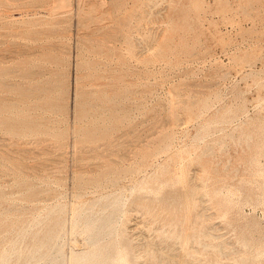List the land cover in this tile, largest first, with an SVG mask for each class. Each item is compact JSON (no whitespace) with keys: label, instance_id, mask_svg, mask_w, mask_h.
Instances as JSON below:
<instances>
[{"label":"rangeland","instance_id":"1","mask_svg":"<svg viewBox=\"0 0 264 264\" xmlns=\"http://www.w3.org/2000/svg\"><path fill=\"white\" fill-rule=\"evenodd\" d=\"M8 1L9 4H12L10 2L15 4L14 0ZM39 1L41 0H29L27 3L34 9L33 5ZM42 1H47L44 3L47 8L55 5L54 0ZM18 2L15 5L18 4L19 7L24 1L18 0ZM70 3L71 6L68 8L70 10L67 12L69 15L66 13L69 18L65 13L63 17L61 13L49 19L56 27L59 25L58 22H64H61L58 28L53 27V30L56 29L54 31L46 30L52 35L56 34L43 40V47L46 48L39 50L40 56L28 57L31 58L28 60L35 59L39 74L42 75L46 71L43 76H39L40 79L36 76L35 83L28 80L21 82L18 78L28 61L25 60L27 57L12 54L13 50H17L27 42L21 32H16L20 26L12 32L8 29H0V33L2 32L0 42L4 43L0 44V48L6 46L5 51L2 50L0 55H4L5 60L11 59V61L4 60L3 64L0 63V67L6 64L5 68L12 72L6 77L8 84L10 82L14 84L15 80L20 81L18 85L12 86L11 83L4 89L0 88L4 91L3 93L0 91V97L3 94L2 97H6L8 101L7 108L0 106L4 109L3 112L0 111V145L4 146V148L0 147V157L5 156V159L0 158V210L3 209L4 212L10 210L4 214L0 211V225H2L0 247L4 249L8 246L7 241L11 240L9 237L14 236L18 231L17 228L20 229V223L24 222L23 218L24 227H27L33 217H43L48 208L61 205L64 207L63 248L67 261L72 241L76 239L75 247L78 249L82 247L80 235L71 234V207L74 205L86 207L101 195H111L109 199L121 195L125 202L124 209H128V212L121 218L119 228L124 231L126 239L134 247L136 246L134 250L140 262L144 260L142 248L144 250L147 243V246L152 245L151 248L154 250L160 247L159 249L164 250L163 253H168L169 256L184 255L182 243L173 235L181 227L192 225L186 220L190 214L186 209L188 210L187 201L191 197L189 187L193 178L192 183L195 185L192 186L197 188L205 186V190H197L198 194L201 192V196L203 194L204 196L203 198L200 195L196 196L197 200L200 197L201 202L198 201L197 205H200L196 206L195 213L193 212L199 214L198 218L199 216L200 219L201 216L203 218L199 219L200 222H196L198 228L196 223L193 226L197 230L205 227L216 237L212 240H204L201 236L198 241L218 243L222 248L224 247L223 250L227 255L229 253L228 259L220 258L219 254L211 249L203 252L202 246L199 247L194 242L195 244L190 246L198 249V254L195 253V264H207L215 258L227 264H234L233 260L236 259L235 257L238 258V253L236 255L234 253L241 249L238 244L241 228L250 225L253 231L248 233L249 236L264 241V204L260 201L264 192V183L262 185L260 183L264 176L257 174L264 164V0H71ZM79 9H82L85 15L80 13ZM89 14L93 15L89 16ZM91 17L96 20L92 21ZM127 17L131 18V21H128ZM80 20L83 26L79 24ZM124 25L126 28L128 25L133 28L129 26L126 29ZM63 34L66 35L65 41L61 38ZM124 34L128 35L124 39H131L126 40L133 42L131 43L133 47L130 43L127 44L128 41H124ZM80 41L81 44L78 45ZM56 47L58 50L62 49L61 52ZM127 47L131 50L127 51ZM118 48L122 51L120 49L118 51ZM10 50L11 54L10 52L4 54ZM125 50L132 56L130 54L127 57L129 54ZM59 56H62L64 61H57ZM124 59L130 61L127 60L128 65ZM75 78L81 79L78 88L81 84L80 89L83 91L90 89L87 88L88 86L92 87L94 94L80 93L82 97L78 95V98L75 91L78 80ZM37 79L41 83L38 85L42 91L37 85ZM31 84H36L37 90L39 91L40 88L39 92L42 93L38 92L40 95L36 97H26V100L24 97L21 98L19 91L28 88ZM20 85L28 87L20 89L22 87ZM46 85L51 89L49 93L52 94L48 93L51 97L43 92ZM53 88L55 92H52ZM101 91L107 94L103 95ZM62 94L64 97H61ZM56 95H60L59 98L62 99ZM92 95L98 98L95 99ZM83 97L89 99V102ZM107 97L110 100L104 101ZM58 103L61 107L57 105ZM81 103L84 105L85 113L95 105V109L91 108L94 110L90 109L92 117L88 115L89 113L86 114L87 116L82 113L83 110L80 112L81 108L84 109ZM174 109L175 115L171 113ZM77 111L83 118H80ZM169 112L174 118L177 117L176 121L173 120V116L169 117ZM23 115L27 117L26 120L31 121L34 130L27 128L18 132L10 130L11 128L4 124V121L8 120L21 121ZM78 127L82 130L77 131ZM88 128H94V132ZM74 131H77V136ZM17 132L23 133L20 135ZM86 134L92 137L87 138ZM111 142L114 147L119 146L113 148L114 151L110 149ZM80 147H83L81 150L86 153L78 151ZM89 147L92 149L90 150ZM85 148L87 151L84 150ZM74 151L75 154L79 152L78 155L81 157H76ZM84 153L87 155H83ZM98 153L101 154L100 157ZM109 165L111 169L115 168V172L113 170L110 172ZM105 166L110 176L106 173ZM213 168H216L215 171ZM102 169L105 170L106 175ZM117 170H121L122 173ZM100 171L104 174L99 173ZM100 174L105 177H100ZM155 175L159 177V181ZM85 179L87 182H84ZM92 179L95 183H92L94 182ZM207 179L212 181L206 182ZM242 180L246 183H242L244 182ZM113 182L114 184H111ZM240 184L243 185L244 190L240 191ZM133 186L135 189L131 191ZM148 187H151L153 192H149ZM28 189H31L30 196L34 194L33 198H27L26 194L30 193ZM32 190L37 193L35 191L36 194L32 193ZM246 192L251 193V200L248 199ZM140 199H147L146 203L150 206L152 204L150 217L146 216L148 215L146 211L142 212L135 206V201ZM224 201L230 204L225 216H223L224 209L218 205ZM35 208L38 209L37 213ZM176 208H178L177 212ZM39 211L42 213L40 214ZM151 217L155 223H152ZM174 217L182 220L183 224L182 222L177 224L180 228L174 224L176 219ZM3 218L6 221L1 220ZM167 218L171 220L168 221ZM12 220H15V223L19 221L16 223L17 226ZM6 222L10 224L7 226V232L6 226H3ZM10 226H13L14 231L12 228L10 230ZM37 227L39 228L33 226L31 232H36ZM17 233L15 236L18 235ZM13 236L12 239L16 238ZM25 238L26 241L24 240L22 246L30 245L31 237ZM143 243L145 244L142 245ZM154 244L158 247L154 248ZM160 259L161 257L152 258L146 264L174 263H160L158 261ZM14 262L11 261L10 264Z\"/></svg>","mask_w":264,"mask_h":264},{"label":"bare ground","instance_id":"2","mask_svg":"<svg viewBox=\"0 0 264 264\" xmlns=\"http://www.w3.org/2000/svg\"><path fill=\"white\" fill-rule=\"evenodd\" d=\"M15 1V4H16V2H18V0H14ZM20 1V0H19ZM24 2L22 3V4H19V7L17 6V5H15V4H13V2H10V3H12V4H9V1L8 0H0V29H8L9 31H13V29H15V28H17V27H19L20 29L18 30V31H16V32H21V34L23 35V36H25L24 38L25 39H27V42L24 44V45H21V47H19L17 50H13L12 51V54L13 53H15L16 55H19V57H27V58H25V60H28V59H31V58H28V57H31V56H40V54H39V50L41 49H44V47L46 48V46H44L43 47V40H45V39H49V37H51V36H53V35H55L56 33H53V35L52 34H50L48 31H52L53 30V27H56V26H54L55 25V23H52L51 21H49V19L51 18L52 19V16L53 15H56V14H63V13H65V15H67L68 13V11L70 10H68V8L71 6V0H54L55 2H54V6L51 8H47V5L45 4L44 5V3L46 2L47 3V1H39V2H37V4H35V2H34V4L35 5H33V6H35V8L33 9L32 8V6L30 7V5L27 3L29 0H23ZM19 3V2H18ZM30 3V2H29ZM31 4V3H30ZM17 8V9H16ZM32 8V9H31ZM82 8V7H81ZM92 8V7H91ZM14 10H16V12H17V10H18V12L15 14L14 13ZM35 10V11H34ZM72 10V9H71ZM79 10H81L82 11V9H79ZM80 11V13H82V14H84L85 15V12L84 11H82L81 12ZM91 11H93V10H91ZM72 12H73V10H72ZM71 12V13H72ZM67 13V14H66ZM89 13V12H88ZM91 13V12H90ZM75 14V13H74ZM57 15V16H58ZM69 15V14H68ZM68 15L66 16V17H68ZM72 14H70V16H71ZM83 15V16H84ZM91 15H93V14H91ZM90 14H89V16H91ZM118 16V15H117ZM60 17V16H59ZM61 17H62V15H61ZM63 17H65L64 16V14H63ZM120 17V16H119ZM130 17V16H129ZM69 18V17H68ZM92 19V21H95L96 19L95 18H97L96 16H95V18H93V17H91ZM113 18V17H112ZM128 18V17H127ZM79 19V18H78ZM95 19V20H94ZM98 19V18H97ZM114 19H115V17H114ZM131 19V18H130ZM129 18H128V21H131ZM81 20H83V18H81ZM79 21V24L80 25H84L83 23H82V21ZM99 20V19H98ZM119 20V19H118ZM117 20V21H118ZM127 20V19H126ZM116 21V20H115ZM61 22H64V21H61ZM61 22H58L59 23V25H61ZM77 22V21H76ZM58 23H57V25H58ZM127 23V22H126ZM19 24V25H18ZM65 24H67V23H65ZM70 23H68V25H69ZM76 24V23H75ZM78 24V25H79ZM122 24V23H121ZM129 24V23H128ZM58 25V26H59ZM77 25V26H78ZM58 26L56 27V28H58ZM129 26H131V25H128V27L127 28H129ZM124 28H126L125 27V25L123 26ZM122 27V28H123ZM132 28H133V26H131ZM123 28V29H124ZM126 28V29H127ZM132 28H131V30H132ZM119 29V28H118ZM46 30H48V31H46ZM54 30H56V29H54ZM53 30V31H54ZM120 30H122L121 28H120ZM119 30V31H120ZM130 29H128V31H129ZM131 30H130V32H131ZM123 31V30H122ZM10 32V33H11ZM8 33V32H7ZM15 33V32H14ZM118 33H121V32H118ZM126 33V32H125ZM127 33H129V32H127ZM0 34H2V32L0 33ZM4 34H6L5 32H4ZM20 34V33H19ZM121 34H123V33H121ZM130 34V33H129ZM131 34H132V32H131ZM11 34H8V36H10ZM120 35V34H119ZM125 36H123V39H124V37H126V36H128L127 34H124ZM2 36V35H1ZM58 36V35H57ZM64 36H66V35H64L63 34V37L61 36V38H63L62 40H64L65 41V39H64ZM69 35L67 34V37H68ZM120 37V36H119ZM122 37V36H121ZM2 38V37H1ZM4 38V37H3ZM131 38V37H130ZM79 39V38H78ZM116 39H118V37L116 38ZM126 39H128V40H131V39H129V38H126ZM126 39H124V41L126 40ZM69 40H70V38H69ZM128 40H126V42L128 41ZM2 41V40H1ZM63 41V42H64ZM45 42V41H44ZM78 42V41H77ZM62 43V42H61ZM130 43V45L132 46L133 44H131V43H133V42H131V41H128V43L127 44H129ZM0 44L2 45V44H4V43H1L0 42ZM14 44V43H13ZM81 44V41L79 42V44L78 45H80ZM4 46V45H3ZM129 46V45H128ZM131 46H130V48H131ZM5 47V48H4ZM2 49L0 48V53H2L3 51L2 50H4L5 51V49H6V46H4ZM49 47V46H48ZM52 47V46H51ZM50 47V49H52ZM63 47H65V46H63ZM133 47V46H132ZM60 48H61V45H60ZM128 48V47H127ZM126 48V49H127ZM55 49V48H54ZM56 49L58 50V48L56 47ZM114 48L112 47V50H113ZM119 49L120 48H118V51H119ZM131 49H133V48H131ZM131 49H129L128 48V50L127 51H130ZM150 49V48H149ZM61 50L62 49H60V50H58L59 52H61ZM121 50V49H120ZM148 50V49H147ZM146 50V51H147ZM122 51V50H121ZM120 51V52H121ZM8 52H10L9 54H11V50L10 51H7V52H5L4 54H7ZM42 52V51H41ZM125 52H126V50H125ZM62 53H63V51H62ZM126 53H128V52H126ZM125 53V54H126ZM159 53V52H158ZM39 54V55H38ZM41 54H43V53H41ZM129 54V53H128ZM127 54V55H128ZM131 54V53H130ZM130 54L127 56V57H129L130 56ZM64 56H65V54H64ZM131 56H132V54H131ZM56 57H57V55H56ZM59 57H61L62 58V56H59ZM59 57L56 59L55 58V61L57 60V61H60V60H63V58L62 59H59ZM122 57H124V56H122ZM127 57H125V58H127ZM37 58H40V57H37ZM119 58V57H118ZM18 59V58H17ZM33 59V58H32ZM5 60V56L4 55H0V63L1 64H3V61ZM13 60V59H12ZM114 60V59H113ZM127 60L128 59H124V61L127 63ZM5 61H11V59L9 58V59H6ZM21 62H25L24 60L22 61V60H20ZM36 61H37V59H36ZM64 61V60H63ZM114 61H116V60H114ZM129 61V60H128ZM77 62H78V60H77ZM130 62V61H129ZM125 63V64H126ZM79 64V63H78ZM8 65V64H7ZM25 65H27V66H25V67H23L22 68V71H21V74L19 75V80L22 82L23 80L25 81V80H28V82L29 81H35V78H36V76H38L37 78H41V77H39L40 75H41V73L39 74V71L37 70L38 68H37V66H38V64L35 62V59L34 60H28L26 63H25ZM127 65H128V63H127ZM5 66H6V64H5ZM5 66L4 67H0V88L2 87L3 89H4V87L7 85V86H10V84L12 85V86H14V85H18L19 83H20V81L19 80H15V82H14V84H13V82H10V84H8L7 82H6V77H8V75L10 74V72L11 71H9L7 68H5ZM78 66V65H77ZM130 66H131V64H130ZM7 67V66H6ZM79 67V66H78ZM77 67V68H78ZM9 68V67H8ZM30 68H32V69H30ZM127 68V67H126ZM129 70V69H128ZM41 71H42V69H41ZM13 72H15V71H13ZM17 72V71H16ZM127 72V71H126ZM12 73V72H11ZM46 73V71L45 72H43L42 73V75L41 76H43V74H45ZM76 74V73H75ZM18 76V75H17ZM77 77V76H76ZM75 79H77V78H75ZM38 80V79H37ZM78 80V79H77ZM77 80H75V81H77ZM79 80H81V79H79ZM79 80L77 81V85H76V87L77 86H79L80 84H79ZM8 81V80H7ZM39 81V80H38ZM38 81H36L37 82V85H38V83L39 84H41L40 83V81L38 82ZM27 82V81H26ZM25 82V83H26ZM35 83V82H34ZM29 84V83H28ZM23 85V84H22ZM22 85H20V86H22ZM37 85L36 84H31V86H25V87H21L20 89H22V88H26V87H28V88H26V89H22L21 91H19V95H21L22 97L21 98H23L24 97V99L26 98V97H36V96H38V95H40L42 92H39L40 91V86L38 85V87H40L39 88V91L37 90L38 89V87H37ZM128 85V84H127ZM47 87H48V85H46ZM91 86H94V85H91ZM97 86H99V85H97ZM43 88L44 89V94L45 95H47L48 97L52 94H50L49 92H51V89L48 87V88ZM81 87H82V84H81ZM80 87V88H81ZM85 87V86H84ZM95 87V86H94ZM93 87V88H94ZM103 87L104 88H106L105 87V85L103 84ZM56 88V87H55ZM78 88V87H77ZM77 88H75L76 90V95L78 96L80 93H84V94H88V93H90V94H92L94 91H92L91 90V88L92 87H87V88H90V89H88V90H81L80 88H78V90H77ZM86 88V87H85ZM85 88H83V89H85ZM97 89H99V87H96ZM6 89V88H5ZM8 89V88H7ZM19 89V88H18ZM96 89V90H97ZM112 89V88H111ZM114 89V88H113ZM117 89V88H116ZM119 89H120V87H119ZM95 90V91H96ZM102 90V89H101ZM0 91H2V89L0 90ZM41 91H42V88H41ZM55 92V90H54V88H53V90H52V92ZM57 91V90H56ZM98 91V90H97ZM114 91H115V89H114ZM4 91H2V93H3ZM40 94H39V93ZM65 92V91H64ZM102 93L101 94H107V93H104L103 91H101ZM127 92V91H126ZM50 95H49V94ZM99 93H100V90H99ZM115 93V92H114ZM1 94V93H0ZM43 94V95H44ZM94 94V93H93ZM95 94H97L96 92H95ZM44 95V96H45ZM75 95V94H74ZM2 96H3V94H2ZM0 97V106H4L5 108H7L8 107V101H7V98L6 97ZM53 96V95H52ZM58 98H59V96L60 95H56ZM63 96V94L61 95V97ZM80 96V98L82 97L81 95H79ZM79 96H78V98H79ZM91 96V95H90ZM90 96H88V97H90ZM92 96H94V95H92ZM107 96V95H106ZM108 96H109V94H108ZM112 96H114V95H112ZM112 96H110L109 98L111 99V97ZM51 97V96H50ZM60 97V98H61ZM64 97V96H63ZM74 97H76V96H74ZM95 97V96H94ZM103 97V96H102ZM41 98V97H40ZM59 98V99H60ZM83 98H85L86 99V101H88L89 102V99L87 100V98L86 97H83ZM91 98V97H90ZM98 97H95V99H97ZM104 98V97H103ZM108 97L107 98H105V100L104 101H108V100H110ZM27 99V98H26ZM25 99V100H26ZM36 99V98H35ZM34 99V100H35ZM54 100H55V97L53 98ZM62 99V98H61ZM73 99H75L76 100V98H73ZM107 99V100H106ZM29 100V99H28ZM31 100H33V98L31 99ZM78 100V99H77ZM76 100V101H77ZM56 101V100H55ZM58 101H60V100H58ZM29 102V101H28ZM28 102H26V103H28ZM60 102H62V101H60ZM79 103L81 102L80 100L78 101ZM85 102V101H84ZM22 103V102H21ZM63 103V102H62ZM87 103V102H86ZM174 103V102H173ZM176 103V102H175ZM76 104V103H75ZM82 104V103H81ZM85 104V103H84ZM88 104V103H87ZM27 105V104H26ZM57 105H59V103L57 104ZM76 105H79V104H76ZM83 105V104H82ZM86 105V104H85ZM30 106V105H29ZM56 106V105H55ZM60 106V105H59ZM91 106V105H90ZM93 107L95 106V105H92ZM97 106V105H96ZM61 107V106H60ZM89 107V106H88ZM93 107H91V108H93ZM30 108V107H29ZM57 108V107H56ZM65 108V107H64ZM78 108H79V106H78ZM83 108H84V105H83ZM90 108V109H91ZM89 109V108H88ZM89 109V112H87V113H85L84 111H85V108L84 109H82L81 108V110H80V112L83 110V112L82 113H84L85 115L86 114H88L90 117H92L91 115H92V113H91V115H90V111L91 110H94L95 109V107H94V109H91L90 110ZM2 110V111H1ZM3 110L4 109H1V107H0V111L1 112H3ZM49 110V109H48ZM179 110V109H178ZM185 110V109H184ZM6 111V110H5ZM16 111V110H15ZM88 111V110H87ZM108 111V110H107ZM118 111V110H117ZM173 111H176L175 109L174 110H172L171 111V113H173V115H175L176 113L175 112H173ZM78 113H79V111H77ZM92 112V111H91ZM110 112V111H109ZM43 113V112H42ZM76 113V112H75ZM74 113V114H75ZM81 113V114H82ZM170 113V112H169ZM171 113H170V115H169V117H172L173 115H171ZM83 114V115H84ZM34 115V114H33ZM32 114H31V116H33ZM79 115H80V113H79ZM85 115H84V117H85ZM28 116V115H27ZM34 116H37V115H34ZM87 116V115H86ZM88 116V117H89ZM94 116V115H93ZM177 116H179L178 114H177ZM83 118V116H81L80 115V118ZM26 116L25 115H23V119L21 120V121H10V120H8V121H4V124L6 125V126H8L9 128H11L10 130H16V131H21V130H23V129H27V128H29V129H32V130H34V127H33V125L31 124V121H28L29 119H27L26 120ZM28 118H29V116H28ZM33 118V117H32ZM36 118H38V117H36ZM110 118H112V117H110ZM173 118H174V116H173ZM172 118V119H173ZM179 118V117H178ZM35 119V118H34ZM34 119H33V121H34ZM85 119V118H84ZM172 119H170V120H172ZM175 119H177V117L176 118H174L173 120H175ZM31 120V119H30ZM37 120V119H36ZM78 120H80L79 119V117H78ZM111 120V119H110ZM180 120V119H179ZM76 121V120H75ZM106 121V120H105ZM176 121V120H175ZM178 121V120H177ZM75 123H77V121L75 122ZM174 123V122H173ZM172 123V124H173ZM179 123V122H178ZM175 125L177 124V122H175L174 123ZM184 124V123H183ZM36 125V124H35ZM41 125V124H40ZM81 125V124H80ZM84 125V124H83ZM82 125V126H83ZM5 126V127H6ZM8 127H6V128H8ZM77 127V126H76ZM87 127V126H86ZM90 127V126H89ZM91 127H93V126H91ZM37 128V127H36ZM84 128V127H83ZM96 128H97V126H96ZM99 128V127H98ZM235 128V127H234ZM41 129L42 128H40V131H41ZM73 129V128H72ZM75 129V128H74ZM77 129V128H76ZM86 129V128H85ZM89 129V128H88ZM92 129V128H91ZM91 129H89V130H91ZM94 129V128H93ZM92 129V131L94 132V130ZM100 129V128H99ZM99 129H97V130H99ZM104 129V128H103ZM37 130H38V128H37ZM36 129H35V131L34 132H36L37 131ZM82 130V128H79L78 127V129H77V131H81ZM109 130V129H108ZM9 131V130H8ZM14 131H11V132H13L14 133ZM39 131V132H40ZM77 131H74V132H76L75 133V135L77 136ZM95 131H96V129H95ZM104 131H105V129H104ZM17 132V133H18ZM38 132V133H39ZM54 133H55V131H53ZM91 132V131H90ZM107 132V131H106ZM21 134L23 133V132H20ZM20 133H18V134H20ZM26 133V132H25ZM25 133H24V136H25ZM50 133V132H49ZM73 133V132H72ZM82 133V132H81ZM87 133V132H86ZM20 134V135H21ZM32 134H34V133H32ZM51 134V133H50ZM91 134V133H90ZM97 135V134H96ZM74 136V135H73ZM82 136H83V134H82ZM86 136H87V134H86ZM86 136H84V137H86ZM88 136H91V135H89L88 134ZM87 136V138H89ZM92 137V136H91ZM93 137H94V134H93ZM21 138V137H20ZM26 138V137H25ZM86 138V139H87ZM2 139V138H1ZM75 139V138H74ZM249 139V138H248ZM4 140V139H3ZM77 140V139H76ZM83 140V139H82ZM92 143V142H91ZM112 143V142H111ZM120 143V142H119ZM123 143V142H122ZM126 143V142H125ZM124 143V144H125ZM116 144V143H115ZM121 144V143H120ZM129 144H130V140H129ZM128 144V145H129ZM165 144V143H164ZM238 144H240V143H238ZM12 145H14V144H12ZM123 145V144H122ZM2 145H0V147H1ZM82 146V145H81ZM104 146V145H103ZM111 146V145H110ZM109 146V147H110ZM118 145H115V147L113 146V143H112V148H110V149H112L113 150V148L115 149L116 147H117ZM124 146V145H123ZM3 148H4V146H2ZM85 147V146H84ZM108 147V146H107ZM106 147V148H107ZM119 147V146H118ZM117 147V148H118ZM121 147L122 146H120V149H121ZM225 147V146H224ZM98 148V147H97ZM96 148V149H97ZM100 148V147H99ZM158 148V147H157ZM78 149V148H77ZM81 149H83V147L81 148L80 147V149L78 150V151H80ZM89 149H90V147H89ZM91 149H92V147H91ZM90 149V150H91ZM95 149V150H96ZM156 149V148H155ZM160 149V148H159ZM158 149V150H159ZM169 149V148H168ZM84 150H86V148L84 149ZM90 150H88V151H90ZM95 150H94V153H96L95 152ZM112 150H110V151H112ZM161 150V149H160ZM7 151V150H6ZM87 151V150H86ZM114 151V150H113ZM116 151V150H115ZM178 151H180V150H178ZM82 152H85V151H83V150H81V153ZM93 152V151H92ZM91 152V153H92ZM186 152H189V151H186ZM185 152V153H186ZM2 153V152H1ZM79 153V152H78ZM78 153H76L75 154V151H74V154H75V156L76 157H78V156H80V155H78ZM86 153V152H85ZM83 154V155H87V154ZM90 153V152H89ZM113 153H115V152H113ZM158 153V152H157ZM203 153V152H202ZM80 154V153H79ZM99 154V153H98ZM111 154H112V152H111ZM156 154V153H155ZM3 155V154H2ZM82 155V154H81ZM91 155V154H90ZM113 155V154H112ZM207 155H209V154H207ZM206 155V156H207ZM1 156V155H0ZM92 156V155H91ZM94 156V155H93ZM99 157L101 156V154H99L98 155ZM106 156V155H105ZM125 156V155H124ZM5 156L3 155L2 157H0V158H4ZM75 157V158H76ZM81 157V156H80ZM79 157V158H80ZM95 157H97V155L95 156ZM104 157V156H103ZM159 158V157H158ZM5 159V158H4ZM8 159V158H7ZM2 160V159H1ZM79 160H81V159H79ZM154 160V159H153ZM176 162V161H175ZM153 163V162H152ZM151 163V164H152ZM179 164V163H178ZM22 165V164H21ZM97 166V165H96ZM114 166V165H113ZM113 166H112V168H113ZM24 167H25V165H24ZM100 167V166H99ZM106 167V173H108V175H109V170L111 169V166L109 165L108 167V169H107V166H105ZM104 167V168H105ZM116 167V166H115ZM28 168V167H27ZM31 168V167H30ZM77 168V167H76ZM75 168V169H76ZM79 168V167H78ZM96 168V167H95ZM132 168V167H131ZM120 169V168H119ZM127 169V168H126ZM182 169V168H181ZM208 169V168H207ZM214 169V171H215V169L216 168H213ZM213 169H212V171H213ZM103 170V169H102ZM114 171L115 170V168H113V169H111L110 170V172L111 171ZM129 170V169H128ZM131 170V169H130ZM210 170H211V168H210ZM86 171H88V169H86ZM86 171H85V173H86ZM90 171V170H89ZM105 170H103V172H104ZM108 171V172H107ZM117 171H121V170H117ZM123 171V170H122ZM205 171H207V170H205ZM30 172V171H29ZM36 172H37V169H36ZM75 172V171H74ZM79 172H81V171H79ZM83 172V171H82ZM103 172H99V173H102V174H104ZM115 172V171H114ZM113 172V173H114ZM124 172H125V170H124ZM144 172V171H143ZM195 172V171H194ZM204 172V171H203ZM202 172V173H203ZM237 172V171H236ZM78 173V172H77ZM96 173V172H95ZM106 173L104 174V175H106ZM113 173H112V175H113ZM120 173H122V172H120ZM119 173V174H120ZM206 173V172H205ZM204 173V174H205ZM24 174V173H23ZM76 174V173H75ZM74 174V175H75ZM102 174H100V177L102 176ZM125 174V173H124ZM151 174V173H150ZM207 174V173H206ZM257 174H259V175H261V176H264V164H263V166H262V168L259 170V172L257 173ZM73 175V176H74ZM80 175V174H79ZM96 175V174H95ZM94 175V176H95ZM98 176H99V174H97ZM111 175V174H110ZM109 175V176H110ZM183 175V174H182ZM192 175V174H191ZM194 175V174H193ZM203 175V174H202ZM208 175V174H207ZM209 175H210V172H209ZM237 174L235 173V175L234 176H236ZM26 176V175H25ZM35 176V175H34ZM77 177H78V174L76 175ZM93 176V175H92ZM98 176H97V178H98ZM109 176H106V177H109ZM122 176V175H121ZM211 176V175H210ZM209 176V177H210ZM226 176H228V175H226ZM76 177V178H77ZM84 177V176H83ZM96 177V176H95ZM103 177H105V176H102V178ZM117 177H118V175H117ZM75 178V177H74ZM75 178V179H76ZM79 178H82V177H79ZM88 178V177H87ZM154 178V177H153ZM155 178H157V180H158V178L159 177H156V175H155ZM162 178H163V176H162ZM200 177H198V179H199ZM212 178V177H211ZM233 178H235V177H233ZM83 179V178H82ZM94 179V178H93ZM92 179V180H93ZM99 179V178H98ZM97 179V180H98ZM101 179V178H100ZM106 178H104V180H105ZM132 179V178H131ZM187 179V178H186ZM196 179V178H195ZM231 179V178H230ZM37 180V179H36ZM79 180V179H78ZM149 180H150V177H149ZM161 180V179H160ZM192 180H193V178H192ZM191 180V187H189V189L191 188V197L190 198H188V201H187V205H188V210L186 209V211H188L190 214H189V216H188V218L186 219L187 220V222L190 224V223H192V225H188L187 227H179V226H177V224H179L180 222H182V220L181 219H177V217H174V218H176L175 219V225L177 226V227H179L178 229V231L177 232H175L174 233V238H176L177 240H179L181 243H182V246H183V248H184V251H182V252H184V255H174V256H169L168 255V253L167 254H164L163 253V251H162V249L160 250L159 248V251H157L158 249H156V250H154V249H152L151 247H152V245L151 246H147L148 245V243H147V245H145L144 246V250H143V248H142V251H143V254H142V257L144 258V260H142L141 262H140V260H139V256L136 254V252H135V250H134V248H136V246L134 247V245H132L131 244V242L128 240V239H126V237H125V234H124V231H121L120 230V228H119V222H120V220H121V218L128 212L127 210H125L124 208H125V202H124V200L122 199V196L121 195H115V196H113L111 199H109L110 198V196L111 195H101V194H103V193H101V194H99V195H101V196H99L95 201H93L92 203H90L88 206H86L85 207V205H84V207L82 206V207H80V206H76V205H74L73 207H71L72 209V212H71V210H70V214H71V216H70V219H71V226H70V230H71V234H79L80 235V237H81V239H82V247H80L79 249L77 248V247H75V245L77 244V240L75 239V241L73 242L72 241V243H71V248H70V252H69V255H68V260L66 261V257L64 256L65 254H64V248H63V239H64V235H65V226H64V222H63V211H64V207L63 206H61V205H54L53 207H50V208H48L47 209V211H46V213L44 214V216L43 217H39V216H35V217H33V219L32 220H29V221H31L30 222V224L27 226V227H24V224H25V219L23 218V220H24V224L23 223H20L21 225H22V227H20L21 225H19V228L20 229H18L17 228V230L19 231H17V232H15V234H14V236L16 235V233L18 234L17 236H15L16 238H14V236H13V238L14 239H12L11 237H9L11 240H8L9 241V243H8V241H7V245H6V242H4L5 243V246H7L6 248L4 247V249H2V247H0V249H1V251H0V264H10V262L11 261H15L14 262V264H146L147 263V261H150L152 258L153 259H159V257H161V259L160 260H158V261H160V263H168V262H174L175 264H195V260H196V257H195V253H197L198 252V249L197 248H193V247H191L190 245H192L194 242H196L197 243V246H199V245H201L202 246V251L204 250H209V249H211V251H213L214 253H217V254H219V256H220V258H222V257H224V258H226V259H228L227 258V256L229 255V253H228V255L224 252V247L222 248L221 247V245L219 244L218 245V243L217 244H214V243H204V242H200V241H198L199 240V237H201L202 236V238L204 239V240H208V239H211L212 240V238H216L215 236H213L212 235V232L210 233V231H208L205 227V229L203 228V229H201V230H197V228L199 227V226H197L198 224V222H200L199 221V219H200V216H199V218L197 217L199 214H193V212L195 211V209L197 208L196 206H199V205H197L198 204V201L200 200V197L201 198H203V196H204V194H203V196H201L202 195V193L200 192V194H198V191H201V189H203V190H205V186L202 188L201 186L199 187L198 185V188L195 186H192L193 184L195 185V183H192L193 181ZM200 180L201 181H203L201 178H200ZM208 180H210V179H207V181L206 182H208ZM233 180V179H232ZM239 181H240V179H238ZM249 180V179H248ZM26 181V180H25ZM46 181V180H45ZM76 181V180H75ZM82 181V180H81ZM86 181V179L84 180V182ZM94 182H92V183H95V180H93ZM100 181V180H99ZM101 181H103V179L101 180ZM106 181V180H105ZM111 181V180H110ZM114 181V180H113ZM145 181V180H144ZM148 181V180H147ZM151 181V180H150ZM159 181V180H158ZM162 181V180H161ZM160 181V182H161ZM210 181H212V180H210ZM242 181H244V180H242ZM263 181H264V179H263ZM261 182L260 183V185H262L264 182ZM23 182V181H22ZM77 182H79V181H77ZM87 182V181H86ZM98 182V181H97ZM108 181H106V183H107ZM152 183H153V181H151ZM197 182V181H196ZM206 182H203L204 184L206 183ZM241 182V181H240ZM248 182V181H247ZM52 183V182H51ZM89 183V182H88ZM146 183V182H145ZM157 183H159V182H157ZM189 183V184H190ZM242 183H246V181H244V182H242ZM41 185H43V183H40ZM57 184V183H56ZM78 184H80V183H78ZM84 184H86V183H84ZM111 184H114V182L113 183H111ZM111 184H108V185H111ZM184 184V183H183ZM188 184V185H189ZM211 184H212V182H211ZM237 184H239L238 183V181H237ZM46 185V184H45ZM74 185V184H73ZM91 185V184H90ZM148 185V184H147ZM147 185H146V187H147ZM150 185V184H149ZM203 185V184H202ZM246 184H244V186H245ZM248 185V184H247ZM27 186H28V183H27ZM32 186V185H31ZM30 186V187H31ZM40 186V185H39ZM48 186V185H47ZM50 186V185H49ZM82 186H83V183H82ZM92 186V185H91ZM94 186H96V185H94ZM151 186V185H150ZM153 186H154V183H153ZM190 186V185H189ZM239 186V185H238ZM22 187V186H21ZM33 187V186H32ZM32 187H31V189H32ZM75 187L77 188V186H76V183H75ZM81 186H79V188H80ZM86 187V186H85ZM145 187V186H144ZM143 187V188H144ZM145 187V188H146ZM237 187V186H236ZM240 191L241 190H244V187H243V185H241L240 184ZM28 188V187H27ZM27 188H26V190H27ZM35 188V187H34ZM44 188V187H43ZM92 188V187H91ZM106 188H107V186H106ZM105 188V189H106ZM149 188V192L150 191H152V188L151 187H148ZM238 188V187H237ZM246 188V187H245ZM30 189V190H31ZM96 189V188H95ZM135 189V187L133 186V187H131V191H133ZM189 189H187L188 191H189ZM200 189V190H199ZM26 190H25V192H26ZM29 190V189H28ZM30 190H29V192H30ZM36 190V189H35ZM34 190V191H35ZM58 190H59V188H58ZM78 191L80 190V189H77ZM76 190V191H77ZM100 190V189H99ZM101 190H102V187H101ZM185 190V189H184ZM198 190V191H197ZM246 190V189H245ZM33 191V190H32ZM32 192V193H35V192ZM76 191H75V193H76ZM95 192H98V191H96V190H94ZM103 191V190H102ZM109 191H111V190H109ZM116 191V190H115ZM187 191V192H188ZM251 191V190H250ZM249 191V192H250ZM21 192V191H20ZM24 192V193H25ZM28 192V191H27ZM104 192V191H103ZM153 192V191H152ZM19 193V192H18ZM22 193V192H21ZM23 193V194H24ZM37 193V192H36ZM35 193V194H36ZM100 193V192H99ZM204 193V192H203ZM242 193V192H241ZM243 193H244V191H243ZM11 194V193H10ZM14 194V193H13ZM29 194H31V192L30 193H28V194H26V195H28V199L30 198V197H32L33 198V195L34 194H32L31 196L29 195ZM188 195H189V193H187ZM251 194V193H250ZM250 194H248L247 192H246V195H247V197H248V199H250L251 197H250ZM25 195V194H24ZM198 195H200V197H199V200H197V197H198ZM15 196V195H14ZM37 196H39V195H37ZM77 196V195H76ZM197 196V197H196ZM93 197V196H92ZM189 197V196H188ZM36 198V197H35ZM125 198V197H124ZM77 199V198H76ZM185 199V198H184ZM212 199V198H211ZM37 199H35V201H36ZM73 200V199H72ZM145 200H147V199H145ZM144 199H140V200H138L137 202L135 201V206L136 207H138L139 209H141L142 210V212H143V210L144 211H146V213L149 215L150 213H151V210H152V204H151V206L148 204V203H146V201H145ZM251 200V199H250ZM54 201V200H53ZM56 201H57V199H56ZM76 201V200H75ZM163 201V200H162ZM210 201V200H209ZM260 201H261V203L262 204H264V192L262 193V195H261V197H260ZM31 202H32V200H31ZM30 202V203H31ZM170 202V201H169ZM173 202V201H172ZM199 202H201V200L199 201ZM250 202V201H249ZM86 203V202H85ZM180 203V202H179ZM202 204H203V201H202ZM201 204V205H202ZM49 205V204H48ZM71 205H73V203L71 204ZM79 205V204H78ZM169 205V204H168ZM173 205V204H172ZM204 205V204H203ZM202 205V206H203ZM218 205L221 207V208H223L224 209V211H223V216H225L226 215V213L228 212V210H229V202L228 201H224V202H221V203H218ZM15 206V205H14ZM174 206V205H173ZM206 206V205H205ZM209 206V205H208ZM216 206V205H215ZM11 207V206H10ZM13 207V206H12ZM158 207V206H157ZM201 207V206H200ZM154 208V207H153ZM172 208V207H171ZM185 208H187V207H185ZM206 207H204V209H205ZM215 208V207H214ZM22 209V208H21ZM41 209V208H40ZM39 209V210H40ZM177 209L178 208H176V212H177ZM182 209H183V205H182ZM181 209V210H182ZM207 209H208V207H207ZM9 210V209H8ZM8 210H6V211H8ZM34 210H36V213H37V210L38 209H34ZM45 210V209H44ZM157 210V209H156ZM180 210V211H181ZM199 210V209H198ZM1 211V210H0ZM5 211V212H6ZM10 211V210H9ZM11 211H12V209H11ZM14 211V210H13ZM23 211V210H22ZM43 211V210H42ZM184 211V210H183ZM182 211V212H183ZM200 211V210H199ZM202 211V210H201ZM208 210H206V212H207ZM3 212V214L5 213L4 211H3V209H2V211H1V213ZM40 212V211H39ZM130 212V211H129ZM173 212V211H172ZM202 212H205V211H202ZM0 213V214H1ZM8 213H10V212H8ZM33 213H35V212H33ZM42 212H40V214H41ZM185 213V212H184ZM187 213V212H186ZM195 213V212H194ZM199 213V212H198ZM2 214V215H3ZM7 214V213H6ZM5 214V216H7ZM130 214V213H129ZM129 214H127V215H129ZM145 214V213H144ZM174 214H175V212H174ZM178 214V213H177ZM188 214V213H187ZM12 215H14V214H12ZM31 215H32V213H31ZM31 215H29L30 217H32ZM36 215V214H35ZM148 215H146L147 217H150V215L148 216ZM159 215V214H158ZM176 215V214H175ZM174 215V216H175ZM179 215V214H178ZM186 215V214H185ZM184 215V216H185ZM212 215V214H211ZM1 216V215H0ZM4 216V217H5ZM10 216V215H9ZM25 216V215H24ZM23 216V217H24ZM126 216V215H125ZM163 216V215H162ZM161 216V217H162ZM180 216V215H179ZM203 216H204V213H203ZM206 216H210V215H206ZM205 216V217H206ZM19 217H21V216H19ZM154 217V216H153ZM153 217H151L152 219H153ZM204 217V218H205ZM228 217V216H227ZM11 218V217H10ZM28 218V217H27ZM27 218H26V220H27ZM150 218V221L152 220ZM170 218H172V216L170 217ZM169 218V219H170ZM202 216H201V219L200 220H202ZM207 218V217H206ZM208 218H210V217H208ZM164 219V218H163ZM168 219V218H167ZM169 219H168V221H169ZM1 220H5V218H3V219H1ZM16 220H18V219H16ZM156 220V219H155ZM162 220V219H161ZM171 220V219H170ZM183 220H184V218H183ZM207 220V219H206ZM6 221V220H5ZM5 221H4V223H5ZM7 221H8V219H7ZM13 221V223L16 225V223H18L19 221H20V219H19V221L18 222H16L15 223V220H12ZM153 222L152 223H155L154 222V219L152 220ZM158 221H159V219H158ZM158 221H156V223L158 222ZM70 222V221H69ZM161 222H163V220L161 221ZM197 222V223H196ZM0 223H1V221H0ZM12 223V222H11ZM12 223V224H13ZM194 223H196V226H197V228L195 229V227L193 226V225H195ZM3 224V223H2ZM7 224V225H6ZM6 224L5 225H3L5 228H6V232H7V226H8V224H9V222L7 223L6 222ZM27 224V223H26ZM173 224V225H174ZM182 224H183V222H182ZM232 224V223H231ZM10 225V224H9ZM168 225H169V223H168ZM171 225V224H170ZM199 225H200V223H199ZM204 225V224H203ZM0 226H2V225H0ZM17 226V225H16ZM16 226H15V228H16ZM26 226V225H25ZM33 226H39V228L37 227V231L36 232H31V228L33 227ZM4 227H2V228H4ZM13 227V226H12ZM11 226L9 227L10 228V230H12L13 229V231H14V228H12ZM174 227V226H173ZM208 227V226H207ZM12 228V229H11ZM202 228V227H201ZM211 228V227H210ZM213 228V227H212ZM33 229V228H32ZM1 230V229H0ZM241 231H239V233H240V238L238 239V244H239V246H240V248L241 249H238L237 250V252H235L234 254L236 255V253H238V258L237 257H235L236 259L235 260H233V261H235V263L234 264H264V241L262 242L261 241V238L260 239H258L257 238V240L255 239V238H253L252 236H249L250 234H248V233H251L253 230H252V227L250 226V225H246V227H243V228H241L240 229ZM13 231H12V233H13ZM211 231H212V229H211ZM1 232V231H0ZM173 232V231H172ZM171 233V232H170ZM169 233V234H170ZM2 234H4V233H2ZM6 234H8V233H5V235ZM9 234H10V232H9ZM248 235V236H247ZM27 236H30L31 237V239H30V243L29 242H27V243H29L30 245H26V246H22V243L24 242V240L26 239L25 237H27ZM73 236V235H72ZM219 237V236H218ZM1 238H2V236H1ZM4 238V237H3ZM6 238H8V236L6 237ZM5 238V239H6ZM2 240V239H1ZM203 240V241H204ZM26 241V240H25ZM28 241V240H27ZM1 242V241H0ZM3 242V241H2ZM147 242V241H146ZM199 242V243H198ZM205 242H208V241H205ZM73 243H75V244H73ZM2 244V243H1ZM0 244V245H1ZM73 244V245H72ZM145 243H143L142 245H144ZM153 244V243H152ZM195 244V243H194ZM197 246H195V247H197ZM228 246V245H227ZM158 247V246H157ZM157 247H155V244H154V248H157ZM200 247V246H199ZM198 247V248H199ZM197 249V250H196ZM226 249H227V247H226ZM232 250V249H231ZM230 250V251H231ZM141 251V252H142ZM203 251V252H204ZM139 252V251H138ZM200 253V252H199ZM202 253V252H201ZM198 254V253H197ZM196 254V255H197ZM231 254V253H230ZM140 255V254H139ZM167 255V256H166ZM198 260V259H197ZM198 262V261H197ZM173 263V264H174ZM206 263H207V261H206ZM207 264H227V263H224V262H222L221 260H219L218 258H215V260L214 261H210V262H208Z\"/></svg>","mask_w":264,"mask_h":264}]
</instances>
